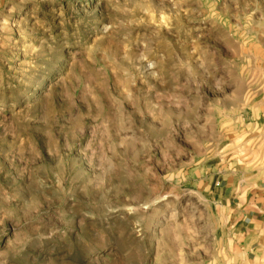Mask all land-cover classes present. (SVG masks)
<instances>
[{"label":"rangeland","instance_id":"rangeland-1","mask_svg":"<svg viewBox=\"0 0 264 264\" xmlns=\"http://www.w3.org/2000/svg\"><path fill=\"white\" fill-rule=\"evenodd\" d=\"M263 177L264 0H0V264H255Z\"/></svg>","mask_w":264,"mask_h":264},{"label":"crops","instance_id":"crops-1","mask_svg":"<svg viewBox=\"0 0 264 264\" xmlns=\"http://www.w3.org/2000/svg\"><path fill=\"white\" fill-rule=\"evenodd\" d=\"M231 194L229 198H236L233 211L240 213L244 220L230 230V244L246 257H253L255 264H264V177ZM236 236H239L237 241L234 240ZM240 241H245L244 245Z\"/></svg>","mask_w":264,"mask_h":264}]
</instances>
